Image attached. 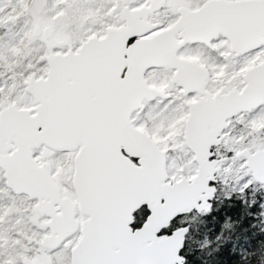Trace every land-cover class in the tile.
<instances>
[{"label": "snow or ice", "instance_id": "obj_1", "mask_svg": "<svg viewBox=\"0 0 264 264\" xmlns=\"http://www.w3.org/2000/svg\"><path fill=\"white\" fill-rule=\"evenodd\" d=\"M0 264H264V0H0Z\"/></svg>", "mask_w": 264, "mask_h": 264}]
</instances>
